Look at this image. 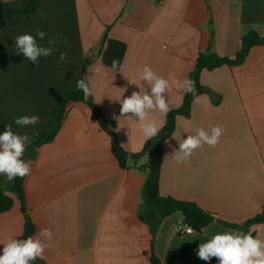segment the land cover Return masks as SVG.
<instances>
[{
	"label": "crops",
	"instance_id": "1",
	"mask_svg": "<svg viewBox=\"0 0 264 264\" xmlns=\"http://www.w3.org/2000/svg\"><path fill=\"white\" fill-rule=\"evenodd\" d=\"M23 1L4 0V5L17 7ZM38 4L35 14L10 19L0 28V117L15 133L34 141L52 129L55 104L78 80L89 78L94 94L86 99L107 120L128 155L142 152L150 140L144 139L138 118L133 122L120 114V100L140 87L148 90L140 79L145 64L159 76L183 81L189 79L199 52L209 49L234 58L246 32L264 36V0ZM41 13L46 15L42 18ZM37 29L46 33L37 43L48 47L51 37L58 50L33 63L18 54L15 38L36 36ZM104 35L126 45L120 72L102 64ZM60 52L66 53L63 62ZM85 60L89 63L84 66ZM199 81L211 93L192 100L188 117L176 116L174 131L161 147L158 189L163 197L195 203L215 220L192 234L176 233L183 220L180 212L158 223L151 218L150 226L146 215H140L150 150L128 157L126 167H120L110 136L90 107L71 101L54 139L36 149L23 183L25 214L34 227L31 236L45 228L53 233L50 241L41 237L49 247L46 259H37L44 264H150L154 255L160 264H218L216 258L204 261L197 256L201 243L234 230L218 221L242 224L264 210V44L251 47L241 64L202 70ZM184 94L173 86L167 94L171 110L182 105ZM33 115L40 117L34 126L14 123L15 118ZM166 115L149 113L162 126ZM216 125L224 131L215 147L204 144L187 162H177L179 141ZM10 195L12 207L0 213V254L9 237L20 239L25 224L18 199ZM249 232L264 240V223L253 224Z\"/></svg>",
	"mask_w": 264,
	"mask_h": 264
},
{
	"label": "clouds",
	"instance_id": "2",
	"mask_svg": "<svg viewBox=\"0 0 264 264\" xmlns=\"http://www.w3.org/2000/svg\"><path fill=\"white\" fill-rule=\"evenodd\" d=\"M41 13V16H45ZM46 33L37 29L36 36L31 34L18 35L15 38V46L18 54H22L27 60L37 63L41 56L48 57L56 49V40L49 37L48 47L37 43V38L44 40ZM66 42V41H65ZM66 53L60 52L59 60L63 62ZM111 68L120 72V62L113 60ZM89 78H82L77 81L76 87L82 90L85 98L92 96L93 89L86 82ZM140 79L147 83L148 90L140 86V91H133L132 94L120 100L121 116L136 122L133 117L138 118L140 130L145 140L155 137L162 125L155 119L149 117L150 112L167 114L171 108L167 94L176 89L195 95V81L185 79L177 80L174 77L166 79L159 76L149 65L145 64L142 68ZM91 114V113H90ZM128 114H131L129 116ZM120 121L119 117H116ZM40 117L37 115L23 116L14 119V123L20 127L34 126L38 124ZM119 131V127L116 129ZM224 129L219 126H210V130L204 128L197 130L195 135H188L187 139L179 141V150L175 152L177 162H187L193 152L207 144L215 147L223 134ZM174 137V136H173ZM175 138V137H174ZM32 142V137L28 134H17L12 130V125L8 124L3 133H0V175L6 176L8 182L15 178H24L31 173V162H25L22 157L27 144ZM177 227L175 231H180ZM192 234L193 229H186ZM50 241L53 233L50 229H42L36 237L29 236L26 239L9 237L3 243L2 254H0V264H31L37 258L46 259L45 251L49 244L42 241ZM197 256L204 261L212 258L218 260V264H264V240L254 238L250 233L243 234L235 230L226 231L212 236L207 242L201 243L198 248Z\"/></svg>",
	"mask_w": 264,
	"mask_h": 264
},
{
	"label": "trees",
	"instance_id": "3",
	"mask_svg": "<svg viewBox=\"0 0 264 264\" xmlns=\"http://www.w3.org/2000/svg\"><path fill=\"white\" fill-rule=\"evenodd\" d=\"M38 7V0H24L21 5L17 7H6L4 5V0H0V28L3 27L10 19L35 14L38 10ZM241 40V48L235 54L234 58L220 57L209 49L198 53V56L194 61V67L189 75V80L195 81V95L185 92L182 105L179 108L170 110L167 113L165 124L159 130L158 134L155 137H152L145 144L144 150L142 152L138 154L128 155V153H126L119 145L118 138L108 126L107 120L104 119V117L95 107L92 101L85 98L83 91L77 89L76 87L55 104L52 109V129L49 131H43L38 136V138H36L30 144H27L22 159L25 162H31L34 158L36 149L39 146L45 143H49L54 139L62 125L66 105L69 102H85L94 113L102 130L109 134L111 152L116 158L120 167H126V160L128 157L132 156L134 158H137L150 150L148 172L141 188L143 207H140L142 210L140 211V215L141 213L145 214L149 223H151V218H156L158 223L160 219L165 218L173 214L174 212H180L183 217L181 225L191 227L194 232H200L204 227L215 220L211 213L203 210L193 202L177 200L171 197H163L159 194L158 182L162 160L161 147L164 140L168 138L174 131L176 116L181 115L188 117L192 100L199 94L211 93L207 88L200 84V72L204 69L213 70L222 65L233 66L241 64L247 56L248 51L251 47L264 44V36H260L255 31L246 32L242 36ZM102 41L104 44V47L101 51L102 64L106 67L111 68L112 61L118 60L121 66L126 50L125 43L119 40L108 38L106 35L103 36ZM88 63L89 60H85L84 66ZM7 125V121L0 117V133H3ZM25 177H17L14 181L8 182L6 176L0 175V213L8 211L12 207L13 198L10 194H13L18 199L20 203V209L24 213L25 224L20 239H26L27 237L31 236L34 230L32 223L29 221L25 214V196L23 190ZM218 222L223 226L232 228L243 234H249L250 226H252L253 224L264 223V210H262L261 213L255 215L254 217L246 220L242 224H229L221 221ZM150 226L154 225L151 223ZM250 234L253 236L252 233ZM149 261L150 264H160L159 259L154 255L150 257ZM31 264L44 263L41 260L36 259L35 261H32Z\"/></svg>",
	"mask_w": 264,
	"mask_h": 264
},
{
	"label": "built area",
	"instance_id": "4",
	"mask_svg": "<svg viewBox=\"0 0 264 264\" xmlns=\"http://www.w3.org/2000/svg\"><path fill=\"white\" fill-rule=\"evenodd\" d=\"M162 1H164V0H158V2H162ZM177 227H179V228L181 229L180 231H176V233H178V234H182V233L189 234V233L187 232L186 229H187V228H191V227H189V226H185V225H181V224H180V225H177L176 228H177ZM176 228H175V229H176ZM191 229H192V228H191ZM193 232H194V230H193ZM193 232H192V233H193Z\"/></svg>",
	"mask_w": 264,
	"mask_h": 264
}]
</instances>
